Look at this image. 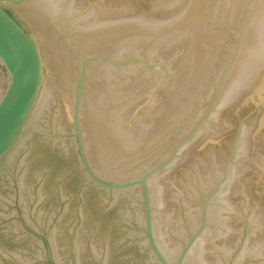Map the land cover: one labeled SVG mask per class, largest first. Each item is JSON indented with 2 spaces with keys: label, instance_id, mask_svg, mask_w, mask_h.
Masks as SVG:
<instances>
[{
  "label": "water",
  "instance_id": "95a60500",
  "mask_svg": "<svg viewBox=\"0 0 264 264\" xmlns=\"http://www.w3.org/2000/svg\"><path fill=\"white\" fill-rule=\"evenodd\" d=\"M0 264H264V0H0Z\"/></svg>",
  "mask_w": 264,
  "mask_h": 264
}]
</instances>
